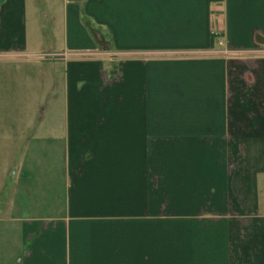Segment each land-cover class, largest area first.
<instances>
[{
	"label": "crops",
	"instance_id": "crops-1",
	"mask_svg": "<svg viewBox=\"0 0 264 264\" xmlns=\"http://www.w3.org/2000/svg\"><path fill=\"white\" fill-rule=\"evenodd\" d=\"M38 1L0 0V142L60 77L64 186L8 264H264V0H63L60 54Z\"/></svg>",
	"mask_w": 264,
	"mask_h": 264
},
{
	"label": "rangeland",
	"instance_id": "rangeland-1",
	"mask_svg": "<svg viewBox=\"0 0 264 264\" xmlns=\"http://www.w3.org/2000/svg\"><path fill=\"white\" fill-rule=\"evenodd\" d=\"M38 4L35 23L41 51L60 54L63 51V0H40ZM49 39H52V47ZM56 78L57 86L53 88L49 74L42 78V86L39 85V74L36 79L28 78L26 98L18 106H9L3 115L7 125L21 122L24 126L8 127L7 134L12 132L13 136L15 133L14 138L11 142H0V264H8L12 259L16 261L12 254L20 244L19 224L14 220L20 216L19 196L23 195V200H27L25 197H37L49 205L52 196L64 186L58 167L63 151L57 140L59 129L54 126L64 119L61 106L63 87L60 77ZM49 138H54V141Z\"/></svg>",
	"mask_w": 264,
	"mask_h": 264
}]
</instances>
